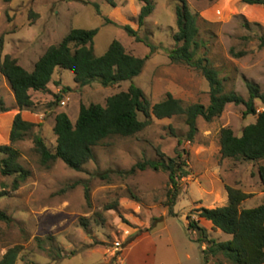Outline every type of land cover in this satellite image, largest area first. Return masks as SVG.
I'll return each instance as SVG.
<instances>
[{"label": "rangeland", "instance_id": "1", "mask_svg": "<svg viewBox=\"0 0 264 264\" xmlns=\"http://www.w3.org/2000/svg\"><path fill=\"white\" fill-rule=\"evenodd\" d=\"M152 1L155 8L139 28V0H0V60L9 54L27 71H32L45 50L58 44L72 28L98 29L93 40L97 57L112 40L138 57L154 48L141 74L130 81L109 87L96 81L79 87L71 71L57 69L47 91L30 92L34 106L21 114L34 124L32 133L41 136L48 148L55 146L52 128L56 114L64 112L74 123L80 104L104 105L107 97L131 84L142 90L151 105L166 93L184 105H208L209 86L201 72L185 63L171 62L167 55L174 47L179 0ZM185 1L197 14L198 39L203 45L198 57L207 58L218 71L224 91L247 100L246 82H251L264 93V48L258 47L259 38L264 37V7L251 9L240 0ZM124 25L137 30L142 41L129 36ZM63 87L68 90L63 91ZM0 100L7 109L0 112L1 145L9 142L18 110L1 74ZM254 104L257 113L264 110L260 100ZM244 110L243 105L228 104L222 115L210 122L198 118L192 141L186 138L188 129L182 117H151L149 125L134 136L104 139L79 172L60 160L41 166L30 135L15 142L18 163L30 175L14 188L16 175L0 171V193L4 194L0 210L13 218L11 223H0V260L9 248L18 246L15 264H230L220 254H203L210 240L222 242L230 237L213 229L199 217L198 210L225 205L224 185L253 194L242 203L243 208L264 203L257 174L264 160L219 156L222 127L239 136L244 126L255 121L254 115H243ZM138 117L144 120L142 114ZM157 150L164 161L180 152L186 164L188 175L179 181L174 216L168 215L165 205L167 173L149 167L128 173L138 162L159 160ZM191 222L196 227L188 230ZM116 239H123L118 251L112 250Z\"/></svg>", "mask_w": 264, "mask_h": 264}, {"label": "trees", "instance_id": "2", "mask_svg": "<svg viewBox=\"0 0 264 264\" xmlns=\"http://www.w3.org/2000/svg\"><path fill=\"white\" fill-rule=\"evenodd\" d=\"M12 0H4L9 3ZM142 5L137 14V25L142 27L145 19L153 12L155 4L152 0H139ZM113 6L112 1H109ZM245 5L264 7V0H240ZM97 13H99L97 9ZM30 15V14H29ZM176 32L172 38L174 47L167 52L168 58L174 63H185L201 72L209 86V103L184 105L171 93L151 105L142 90L131 84L127 90L117 92L106 98L105 104L79 105L77 119L71 122L68 115L60 112L54 117L52 128L55 136V146L48 148L43 138L33 134L34 124L23 118L21 111L30 109L34 102L30 92H45L51 83L56 69H66L73 74V80L79 87L98 82L103 87L118 85L130 81L141 74L147 59L154 52L144 57L128 53L118 40H112L105 53L99 57L93 51V40L98 29L72 28L56 45L49 46L35 62L32 71L20 66L17 60L5 54L0 60V74L4 77L13 93L15 104L19 110L12 120L9 142L0 145V171L3 175H16L14 188L19 182L25 181L30 175L19 163V152L13 147L17 141L30 135L33 151L38 155L41 166L48 167L55 160L62 161L74 171H82L83 165L93 159V148L104 139L119 136L131 137L142 131L155 119H170L182 117L187 126L186 138L192 141L197 133V119L210 122L224 112L226 105H243V115H254L255 121L244 126L239 136L229 127L219 130L218 144L221 159L243 158L247 161L264 160V110L256 112L255 100L264 103V93L258 86L246 82L248 99L244 100L234 92H225L218 71L212 67L209 60L198 57L202 43L199 41L197 14L188 8L185 0H179L175 7ZM111 23L110 21H108ZM248 25V23H245ZM123 30L136 41L137 30L129 25L122 26ZM3 38L0 37V57L2 55ZM259 48H264V37L259 38ZM59 85L58 83H56ZM63 91L68 88L63 87ZM7 109L0 100V112ZM142 114L144 120L138 117ZM159 160H148L136 163L128 173L136 169L144 170L149 167L155 171L167 173L169 188L166 192L168 215L174 216L173 207L180 191L179 181L188 175L182 154L178 152L174 158L163 160V154L157 150ZM262 191H264V165L257 168ZM227 202L223 206L212 209L201 208L199 217L210 222L215 230L228 235L226 241L210 240L205 256L222 255L230 264H264V203L252 208H243L242 203L253 194L243 192L238 188L224 185ZM4 194L0 193V197ZM85 199L89 201L88 190L85 189ZM13 218L0 210V223H11ZM196 227L191 222L188 230ZM204 235L203 230L199 229ZM201 241V240H199ZM19 247L9 248L2 256L0 264H15Z\"/></svg>", "mask_w": 264, "mask_h": 264}, {"label": "built area", "instance_id": "3", "mask_svg": "<svg viewBox=\"0 0 264 264\" xmlns=\"http://www.w3.org/2000/svg\"><path fill=\"white\" fill-rule=\"evenodd\" d=\"M62 104H64V102H63ZM122 242H123V239H122V240H118V239H116V240L114 241V243H113L112 250H114V251H118L119 249H121V247H122Z\"/></svg>", "mask_w": 264, "mask_h": 264}, {"label": "crops", "instance_id": "4", "mask_svg": "<svg viewBox=\"0 0 264 264\" xmlns=\"http://www.w3.org/2000/svg\"><path fill=\"white\" fill-rule=\"evenodd\" d=\"M245 6H248V7H251V9H257V8H262V6H258V5H245ZM57 70V69H56ZM55 70V71H56ZM55 74V73H54ZM17 112H19V110H17Z\"/></svg>", "mask_w": 264, "mask_h": 264}]
</instances>
